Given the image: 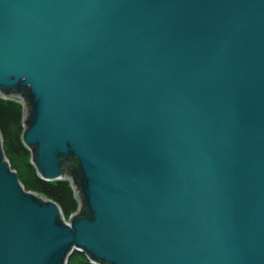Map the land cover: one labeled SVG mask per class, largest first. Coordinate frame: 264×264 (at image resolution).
Listing matches in <instances>:
<instances>
[{
	"label": "water",
	"instance_id": "water-1",
	"mask_svg": "<svg viewBox=\"0 0 264 264\" xmlns=\"http://www.w3.org/2000/svg\"><path fill=\"white\" fill-rule=\"evenodd\" d=\"M0 264H264V0H0Z\"/></svg>",
	"mask_w": 264,
	"mask_h": 264
},
{
	"label": "trees",
	"instance_id": "trees-1",
	"mask_svg": "<svg viewBox=\"0 0 264 264\" xmlns=\"http://www.w3.org/2000/svg\"><path fill=\"white\" fill-rule=\"evenodd\" d=\"M23 106L16 100L0 97V134L4 154L26 190L36 192L56 202L68 221L77 212L78 201L69 181H45L39 177L31 162V155L21 136L24 128ZM67 264H92L87 256L75 251Z\"/></svg>",
	"mask_w": 264,
	"mask_h": 264
}]
</instances>
